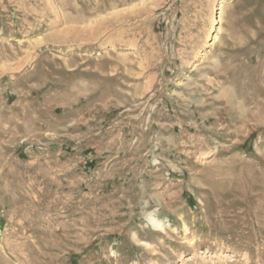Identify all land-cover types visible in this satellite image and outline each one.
Wrapping results in <instances>:
<instances>
[{"label":"rangeland","instance_id":"1","mask_svg":"<svg viewBox=\"0 0 264 264\" xmlns=\"http://www.w3.org/2000/svg\"><path fill=\"white\" fill-rule=\"evenodd\" d=\"M0 264H264V0H0Z\"/></svg>","mask_w":264,"mask_h":264},{"label":"bare ground","instance_id":"2","mask_svg":"<svg viewBox=\"0 0 264 264\" xmlns=\"http://www.w3.org/2000/svg\"><path fill=\"white\" fill-rule=\"evenodd\" d=\"M220 11H221V9H220ZM153 223H154V226L157 228L162 227V223L160 221H153Z\"/></svg>","mask_w":264,"mask_h":264}]
</instances>
